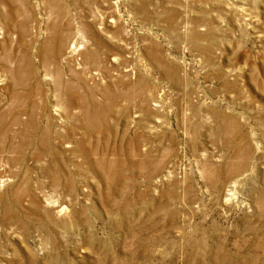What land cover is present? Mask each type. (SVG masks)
Here are the masks:
<instances>
[{
    "label": "rangeland",
    "instance_id": "1",
    "mask_svg": "<svg viewBox=\"0 0 264 264\" xmlns=\"http://www.w3.org/2000/svg\"><path fill=\"white\" fill-rule=\"evenodd\" d=\"M141 1L0 5V67L8 76L25 58L37 71L0 103L9 130L0 135L7 172L0 181L8 180L0 188V264H264V0H149L144 13ZM93 20L102 54L131 74L99 69L95 78L78 77L51 48L41 64L53 21L61 34L78 29L69 40L78 45ZM67 88L81 97L70 111ZM26 106L43 125L98 118L104 128L96 135L85 127L67 132L95 159L117 163L115 174L107 168L112 175L102 179L74 143L49 148L31 137L27 148L11 147V138L20 141L12 121ZM47 170L77 177L64 215L51 216L46 201L67 198V183L52 185ZM29 189L43 207L31 203Z\"/></svg>",
    "mask_w": 264,
    "mask_h": 264
},
{
    "label": "bare ground",
    "instance_id": "2",
    "mask_svg": "<svg viewBox=\"0 0 264 264\" xmlns=\"http://www.w3.org/2000/svg\"><path fill=\"white\" fill-rule=\"evenodd\" d=\"M4 0H0V5L3 4ZM50 4L53 5V3H55V0H49ZM53 2V3H52ZM149 0H144L141 1L138 11L139 12H146V8L149 5ZM9 7V6H8ZM35 7V6H34ZM49 7V6H48ZM53 7V6H52ZM57 8V7H55ZM70 8V7H69ZM49 9V8H48ZM52 9V8H50ZM57 11V10H55ZM72 11V10H71ZM61 12V11H60ZM59 12V13H60ZM31 15V13H30ZM13 16V15H11ZM10 16V17H11ZM58 16H56L57 18ZM8 18V17H7ZM9 19V18H8ZM15 19V18H13ZM32 20V19H31ZM57 20V19H55ZM69 20V19H68ZM79 20V19H78ZM84 20V18H83ZM94 21V20H93ZM105 21V20H104ZM15 22V21H14ZM60 22V20H59ZM72 22V21H71ZM115 23H117V21H114ZM17 23V22H16ZM61 23V22H60ZM81 23V22H79ZM92 23V22H91ZM111 23H113V21L111 20ZM110 23V24H111ZM8 25H13L12 20L10 19L9 21H7ZM21 24V23H20ZM101 24V23H100ZM16 25V24H14ZM109 25V24H108ZM107 25V26H108ZM73 26V25H72ZM21 33L20 35L22 36H26L27 35V25L21 24ZM89 27V29H88ZM85 29L86 32V36L84 35L80 41V44L78 45H71L69 44V40L73 38V36L75 37V35H77L76 33L79 32V30L77 29V31L74 30H70L67 31L66 33H60V24L56 21H53V23L49 26V30L53 31L52 33H54L53 38L49 39V45L47 44L45 46V48L43 49V54L42 56H40V62L42 65H46L50 59H52V57L50 56L51 54L49 49L51 48L53 54L55 55V58H57L56 56H58V58H61L63 61L66 62V64L69 67V70L73 73H75L78 77H81L82 75L86 74L88 75V77H97L99 73H95V71H99V69H101V71H104V73H110L111 71H115L118 70L120 71L122 74H124L123 76L126 77L129 74H131V70L130 69H126L127 66L122 67L121 69H119V58L117 59L115 56L112 59L111 56H105L102 54L101 49L103 48V40L101 39L99 32L97 30V26L95 24L88 26ZM72 28V27H71ZM102 28V27H101ZM19 30V29H18ZM84 31V30H83ZM18 32V31H17ZM63 32V31H62ZM81 33V32H80ZM2 34H4V32L0 31V37L2 36ZM12 34L9 33L7 36H11ZM78 36V35H77ZM22 38V37H21ZM79 38V36L77 37ZM26 39V38H25ZM79 40V39H77ZM23 41H25L23 39ZM113 43V42H112ZM129 43V42H128ZM10 44V43H9ZM28 44V43H27ZM25 46V45H24ZM103 50V49H102ZM4 53H8L7 51V47L4 46L3 48ZM104 51V50H103ZM26 53V52H25ZM38 53V52H37ZM3 54V53H2ZM1 54V55H2ZM14 54V53H13ZM6 55V54H5ZM9 55V54H8ZM27 55V54H26ZM25 56V55H24ZM51 57V58H50ZM81 57V58H80ZM9 58V57H8ZM27 58V57H26ZM54 58V57H53ZM34 60V59H33ZM60 60V59H59ZM57 61V60H55ZM59 62V61H57ZM125 64V63H124ZM123 64V65H124ZM41 65V66H42ZM40 66V67H41ZM45 67V66H44ZM95 67V68H94ZM43 68V67H42ZM95 70V71H94ZM96 71V72H97ZM9 74L8 76L6 75V71L3 69V67H0V103L2 101H4L5 99V94L6 92H8L9 90H11V96L13 97V95H15L14 93L17 92L16 90L18 89V87H21L23 84V80L24 79H33L35 78L36 72H35V68H34V63L31 60L25 59L24 60H19V65L16 69H12L11 71L8 70L7 71ZM111 72V73H112ZM45 74V73H44ZM81 75V76H79ZM101 76V75H100ZM105 76V75H104ZM113 77V76H112ZM116 77V76H115ZM64 79V78H63ZM9 80V81H8ZM40 80V79H39ZM112 80V79H111ZM117 80V79H116ZM29 81V80H28ZM40 82H37V86H41L39 84ZM26 84V83H25ZM62 85V84H61ZM114 86V85H113ZM97 87V86H96ZM110 87V86H109ZM133 88V87H132ZM135 89V88H133ZM47 90V89H46ZM67 93H66V101L69 104V108H67L68 111H70L69 109H71L72 107H74L75 105L77 106L78 104H80L81 101V97L78 95V92L73 91L72 88H67ZM131 91V90H130ZM141 91V90H140ZM10 92H8L9 94ZM130 93V92H129ZM7 94V95H8ZM22 94V93H21ZM41 94V93H40ZM63 94V92H62ZM65 94V93H64ZM122 94V93H121ZM17 96H15L16 98L22 97L18 94H16ZM26 95V94H25ZM91 95V94H90ZM116 95V94H115ZM40 96V95H39ZM65 96V95H64ZM132 96V95H131ZM55 97V96H54ZM14 98V97H13ZM64 99V100H65ZM115 100V99H114ZM26 101V100H25ZM11 102H13L11 100ZM18 102H20L18 100ZM24 102V101H23ZM22 102V104H24ZM117 102V101H116ZM21 103V102H20ZM26 103V102H25ZM29 103V102H28ZM3 104V103H2ZM21 104V105H22ZM31 104V103H30ZM29 104V106H30ZM16 105V103H15ZM60 105V104H59ZM14 106V105H13ZM17 106V105H16ZM15 106V107H16ZM23 106V105H22ZM32 106V105H31ZM30 106V108H31ZM47 106V105H46ZM81 106V105H80ZM2 107V105H1ZM19 107V106H18ZM79 107V106H78ZM104 107V106H103ZM14 107H12L11 109H13ZM46 108V107H45ZM10 109V111H11ZM32 109V108H31ZM31 109H29L27 106L26 107H22L20 113L21 116L16 117L14 121H12V127L17 128L16 133L17 135H14V137L19 138L20 141L19 143L15 144V140L13 138H11V147H15L16 149L18 148H23L26 146H28V141L29 139H32L31 137H38L40 138L43 142L44 145H47L49 148L53 145V144H57L58 146L64 145L66 142L68 144L70 143H74L76 144V148H78L81 157L83 158V160H85V162H87L88 165H90L92 167V169H94L96 172H100L99 176L102 179H108V174L112 175L111 173H109L108 170H110V172H112L114 170V168L116 167L115 165L117 163L111 161V162H104L103 160H99V159H95L94 157V153L95 151H93V149H88L89 151H87L86 147V143L84 140L79 139L78 137H76L75 134L70 132H67L69 129L70 130H76L78 128L83 129L84 127L87 128V130L89 131V133L91 135H96L97 133L95 131H100L104 128V123H102L98 118L93 119L90 115L85 116L83 119L82 118H77L76 119H71V120H64L61 118H54V119H48L47 123H45L43 125V123L38 122L37 120H35L32 116H31ZM76 109V108H75ZM117 109V108H116ZM1 111V110H0ZM9 111V108L8 110ZM18 111V110H16ZM34 111V110H33ZM32 111V112H33ZM36 111V110H35ZM91 111V110H90ZM3 112V111H2ZM16 113V112H15ZM19 113V114H20ZM39 113V112H38ZM2 114V113H0ZM58 114V113H57ZM115 114V113H114ZM10 115V114H9ZM13 115V113H12ZM16 115V114H15ZM23 115V116H22ZM24 115H27V117ZM33 115V114H32ZM60 115V114H59ZM92 115V114H91ZM102 115H106L104 111H102ZM77 116V115H76ZM8 117V116H7ZM5 117V118H7ZM70 117V116H69ZM74 117V116H73ZM109 117V116H108ZM14 118V117H13ZM12 118V119H13ZM68 118V117H67ZM70 119V118H69ZM111 119V118H110ZM9 120V119H8ZM7 122L4 119V116L1 115L0 116V135L2 134L5 138L8 137V135L6 134L8 127H7ZM107 126V125H106ZM110 126V125H108ZM10 127V126H9ZM84 128V129H85ZM110 128V127H109ZM10 129V128H9ZM106 129V128H105ZM104 129V130H105ZM79 130V129H78ZM80 131V130H79ZM82 132V131H81ZM104 132V131H103ZM105 133V132H104ZM14 134V133H13ZM79 134V133H78ZM83 134V133H82ZM81 134V135H82ZM103 134V133H102ZM1 135V136H2ZM80 135V134H79ZM3 137V138H4ZM11 137V136H10ZM86 137V136H85ZM8 139V138H7ZM87 141V140H86ZM33 142V141H32ZM38 142V141H37ZM4 143V142H3ZM31 144V142H30ZM8 145V144H7ZM73 146V145H70ZM21 148V150H22ZM52 148V147H51ZM9 149V148H8ZM45 149V148H44ZM58 149V148H57ZM75 149V148H74ZM52 150V149H51ZM73 150V149H72ZM10 151V150H9ZM17 151V150H16ZM74 151V150H73ZM71 151V152H73ZM138 151V150H137ZM20 152V151H19ZM39 152V151H37ZM50 152V151H49ZM55 152V151H54ZM58 152V151H57ZM75 152V151H74ZM11 153V152H10ZM97 153V152H96ZM95 153V154H96ZM15 154V153H14ZM20 154V153H19ZM44 154V153H43ZM73 154V153H72ZM247 154V153H246ZM18 155V154H17ZM22 153L20 154L21 157ZM244 155V153H243ZM248 155V154H247ZM24 156V155H23ZM37 156V154H36ZM244 157V156H243ZM6 158V157H5ZM15 158V157H14ZM45 158V157H43ZM9 159V158H8ZM18 159V158H17ZM53 159V158H52ZM125 159V158H124ZM14 160V159H13ZM24 160V159H23ZM41 160V159H40ZM111 160V159H110ZM114 160V159H113ZM126 160V159H125ZM143 160V159H141ZM1 161V160H0ZM3 161V160H2ZM12 161V160H11ZM49 161V160H48ZM146 161V160H145ZM41 162V161H40ZM129 162V161H128ZM239 162V161H238ZM1 163V162H0ZM4 163V162H3ZM3 163H2V167H3ZM12 164V162H10ZM14 163V162H13ZM125 163V162H124ZM133 162H131L132 164ZM245 163V162H244ZM15 164V163H14ZM49 164V163H48ZM53 164V163H52ZM119 164V163H118ZM123 164V163H122ZM126 164V163H125ZM130 164V163H129ZM136 164V163H135ZM143 163H141L142 165ZM8 165V164H6ZM5 165V166H6ZM236 165V164H235ZM4 166V167H5ZM11 166V165H9ZM13 166V165H12ZM48 166V165H47ZM127 166V165H126ZM133 166V165H131ZM135 166V165H134ZM0 168V176H3L4 178L7 175V172L5 171L6 168ZM77 167V166H76ZM120 167V166H119ZM140 167V166H139ZM142 167V166H141ZM210 167V166H209ZM233 167V166H232ZM11 168V167H10ZM9 168V169H10ZM47 168V167H46ZM125 168V167H124ZM131 168V167H130ZM242 166H238V167H233V169L235 171L237 170H242ZM251 168V167H250ZM116 169V168H115ZM232 169V168H231ZM237 169V170H236ZM139 170V169H138ZM119 171V170H118ZM118 171L115 172L118 173ZM121 171V170H120ZM143 171V170H142ZM152 171V170H151ZM59 172V171H58ZM58 172H53L52 171H45L43 174H46L48 176L51 177L52 181V185L56 184V183H62L65 182L67 183V187H66V191H65V195H68V197L64 199H62L61 201H50L47 202L46 201V206L49 205V207L53 208V210L49 211V214L51 216L55 215V213H60L61 215H64L67 213L68 211V203H74L76 200V195L78 193V187L77 185H79V183L77 182V177L75 174L71 173L70 171L66 174L63 173H58ZM148 172V171H147ZM89 173V172H88ZM113 173V172H112ZM230 173V172H229ZM238 173V172H237ZM236 173V174H237ZM115 174V173H113ZM151 174V173H150ZM247 174V173H246ZM121 175V174H120ZM153 175V174H152ZM119 176V174H118ZM116 176V177H118ZM229 176V175H228ZM121 178V176H119ZM118 177V178H119ZM124 178V177H123ZM126 178V177H125ZM209 178V177H208ZM211 178V176H210ZM242 178V177H241ZM112 179V177H111ZM122 179V178H121ZM240 179V177H239ZM29 180V179H28ZM223 180V179H222ZM230 180V179H229ZM7 179H2L0 181V188H2L4 186V184L7 182ZM105 181V180H104ZM107 181V180H106ZM111 181V180H110ZM64 183V184H65ZM109 183V182H108ZM112 183V182H111ZM115 183V182H114ZM61 184V185H62ZM219 184V183H218ZM60 185V186H61ZM59 186V187H60ZM57 187V186H54ZM64 187V185H63ZM228 187V186H227ZM26 188V187H23ZM80 188V187H79ZM61 189V188H60ZM31 189L28 190L26 195H30L31 194ZM50 191V190H49ZM230 193L228 194V196H230V198L228 200H233L236 194V186L235 183L233 185H231L230 188ZM30 196H33V198L30 199L31 203L38 208L43 207V200L41 198V196H35L34 194H31ZM227 196V195H226ZM226 198V197H225ZM52 199V198H51ZM244 200V199H243ZM229 202V201H228ZM227 206V205H226ZM261 211V210H260ZM263 212V211H262ZM77 213V212H75ZM79 213V211H78ZM72 214V213H71ZM70 215V214H69ZM67 216V215H66ZM262 218V217H261ZM57 219V218H55ZM11 223L14 220V217H12L11 219ZM60 221V220H59ZM57 224V223H56Z\"/></svg>",
    "mask_w": 264,
    "mask_h": 264
}]
</instances>
